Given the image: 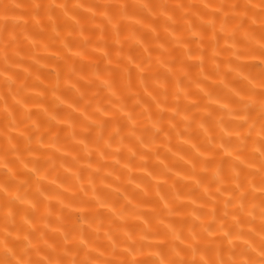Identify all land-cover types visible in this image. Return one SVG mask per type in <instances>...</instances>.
I'll list each match as a JSON object with an SVG mask.
<instances>
[{
  "label": "clouds",
  "instance_id": "1",
  "mask_svg": "<svg viewBox=\"0 0 264 264\" xmlns=\"http://www.w3.org/2000/svg\"><path fill=\"white\" fill-rule=\"evenodd\" d=\"M0 264H264V0H0Z\"/></svg>",
  "mask_w": 264,
  "mask_h": 264
}]
</instances>
